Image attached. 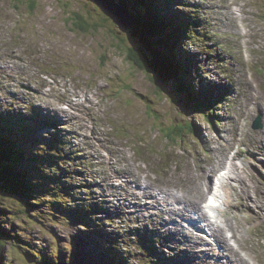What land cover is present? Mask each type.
<instances>
[{
	"label": "rangeland",
	"instance_id": "obj_1",
	"mask_svg": "<svg viewBox=\"0 0 264 264\" xmlns=\"http://www.w3.org/2000/svg\"><path fill=\"white\" fill-rule=\"evenodd\" d=\"M114 2L107 0L116 8ZM152 5L156 15L162 9L185 28L187 36L177 40L176 47L181 42V68L187 66L193 75L190 81L197 104L180 96L188 105L184 107L177 102L171 83L136 68L125 50L137 47L134 40L91 0H0V113L29 114L37 108L33 124L40 126L37 135L49 150L42 153L36 147L39 157L47 156L42 167L45 175H54L51 167L58 163L52 162L58 159L53 153L63 149L72 158L78 151L85 160L83 164L78 159L61 163L65 169L57 176L60 184L49 182L40 172L31 173L38 186L33 197L39 203L32 210L35 216L18 214L17 202L5 198L14 214L10 225L3 227L20 244L4 248L9 263L20 264L29 249L52 258L55 254L66 262L73 255L79 264H192L184 259L179 239L167 235L163 242L150 232L152 223L144 217L129 220L137 212L130 202L122 203L120 193L107 182L113 170L109 163L120 167L121 157L133 169L130 180L140 182V176L141 183L153 181L172 188V193L183 189L186 195L180 201L196 200L202 206L210 187L201 188L194 181L206 179L208 183L225 164L224 156L219 161L218 156L230 142L232 150L224 167L229 168L240 154L237 162L243 168L234 162L238 168L234 175L242 174L248 188L245 202L242 199L238 205L247 211L243 221L237 214V223L225 216L240 252L231 264H237L238 258L262 263L257 246L264 247V127L256 130L253 126L260 117L264 122L259 110L264 107V0H157ZM75 13L85 14L91 25L99 26L83 31ZM229 52L235 54V64ZM244 85L250 87L249 97L238 93ZM204 100L220 106L214 112L218 116L203 115ZM176 122L193 123L195 134L169 139L166 127ZM214 163L208 170L206 166ZM120 183L129 184L118 179L114 185ZM234 183L239 193L245 191ZM68 188L71 191L66 195ZM57 192L65 196L53 202ZM74 195H82L94 217L67 219L74 211L70 206ZM230 197L236 199L234 191ZM246 223L251 228L244 230ZM202 224L192 226L200 231ZM181 252L183 261L178 263L164 257Z\"/></svg>",
	"mask_w": 264,
	"mask_h": 264
},
{
	"label": "trees",
	"instance_id": "obj_2",
	"mask_svg": "<svg viewBox=\"0 0 264 264\" xmlns=\"http://www.w3.org/2000/svg\"><path fill=\"white\" fill-rule=\"evenodd\" d=\"M12 1L15 3L21 2V0ZM116 1L119 2V5L128 9L135 22V27L128 32L131 39L136 42L135 46L137 47H127L125 49L130 62L136 65L139 70L153 73L155 75L153 77L158 81H163L165 84L171 83L173 92L179 99L177 102L183 103L184 107H188V105L179 98L180 96H184L188 100L193 101V104H197L193 81H190L193 75L187 66L181 68L179 60V55H181L179 52L182 51L180 50L181 42L176 47V41L182 40L187 36L183 25L177 23V20L175 21L173 18L166 16L162 9L157 10L156 15L152 4L157 0ZM74 15L78 19V27L83 31H89L90 28L99 26L97 23L91 25L90 19L85 14L75 13ZM117 39L125 43V40L119 36ZM181 103L175 104L179 105ZM203 106L205 108L203 115L207 117L212 104L210 101L204 100ZM36 110L37 108L34 109V112ZM34 112L31 111V113L25 114L9 110V112L0 113V264L15 263H9L3 256V250L7 245L20 246L19 241L12 237L8 228L3 227V224L10 225L9 222H12L13 218L12 213L14 214L13 209L7 204L5 198L12 200L13 203L17 202L18 214H27L29 217L30 214H33L35 216L32 210L39 203L33 197L36 195L38 186L31 177V173L35 175V173L40 172L49 182L60 184L57 176H59V171L65 169V167L61 168V163L65 164L67 161L78 159L76 157L72 158V156L69 157L65 149L60 154L53 153L57 155L58 159L52 162V165L58 163L57 166L51 167L55 169L54 175L44 174L42 167L44 162L48 161L47 156L43 154L39 157L40 152L36 151V147L39 150L42 149V153L49 152V150L46 151L48 148L42 144L41 136L37 135L38 127L40 126L33 124L32 117ZM195 132L193 123L176 122V125L166 127V136H170L168 138L171 140H174L173 136H183L184 133L194 135ZM63 153L65 157L61 156ZM5 161L8 164H5ZM78 162L83 164L85 160L80 161L78 159ZM88 165L89 163L86 164V166ZM81 187H87V185L83 184ZM45 191L44 188V193H46ZM70 191L71 188H68L65 194L69 195ZM65 194L57 192L56 198L53 196L52 201L55 202L56 199L64 197ZM81 197L74 195V200L71 198L72 203L70 206L74 211L67 219L73 218V220H77L79 218L86 221V219L94 217L93 213L87 209V204L83 203L84 200ZM91 204L95 209L97 208V204L92 202V200ZM68 208L70 207L68 206ZM67 258L68 262L55 254L54 258H52L51 255L48 256V254L43 252L39 253L35 250L27 249L23 252L22 258H20V264H79L75 256L68 255Z\"/></svg>",
	"mask_w": 264,
	"mask_h": 264
},
{
	"label": "bare ground",
	"instance_id": "obj_3",
	"mask_svg": "<svg viewBox=\"0 0 264 264\" xmlns=\"http://www.w3.org/2000/svg\"><path fill=\"white\" fill-rule=\"evenodd\" d=\"M55 119H57V118H55ZM121 161H123L124 164L121 162L122 163L121 166H122L123 169L120 170L119 174L121 176H123V177H126V176H129L130 177L132 175V171L131 170H133V169H131V165L128 162H126L125 160H122L121 159ZM234 162L231 165V168H232L231 169V172H232V174H234V169L235 168H236V170H238V168L236 167V164ZM138 179L141 182L142 178L140 176L138 177ZM194 183H196L201 188H207L208 187V183H207L206 179L203 182H199L197 179H195ZM137 187H140L141 188V186L139 184L137 185ZM140 188L138 190H140ZM141 190H142V192H141L142 198L143 197H146V198L152 197V198H154V200H155V202L157 204H161V201H163L164 202V206H160L161 208H159V211H162L163 215H168L170 217V219H174L175 216L184 217V218H186L185 221H189V222L191 221L190 223H192L193 226H197V224L199 222H202V221L204 222V219L205 220L208 219L207 218V215H205V213L201 211V206L196 203V200H194L193 202H190V201H188V202L180 201L181 204H182V207H177L176 204L169 203V201H167V199L170 198V197H172V194H170V193H172V190H170L169 188H166L165 189L164 187L163 188L160 187L159 190L157 191V193H153L154 190H149V189H145V188H141ZM216 195L219 197L220 192L217 191L216 192ZM131 196L135 197V196H137V193L132 192ZM160 197H162L164 199H160ZM219 200H222L223 201V198L222 197H219ZM241 203H242V201L240 202V204ZM202 206H203V209L206 210V206L203 203H202ZM227 226H228V222H227V219L225 217V227L221 231V239L220 240H218L217 238H215L216 231H215V226H213V225H212V227H214L213 228L214 231H211V234H210L215 239L214 245H217V246L219 245L220 248H221V250H222V252H223V250L232 249L231 245L229 244V240H228V238L226 236ZM178 228L179 229H184L185 228V225H183V223H181L178 226ZM201 230L202 231L204 230V232H205V224H202L200 226V231ZM193 239H194V241H195L196 244H199V242H197L195 240L194 236H193ZM241 251H244V250H241ZM239 253L240 252H239V249H238V251L235 252V255H238ZM236 261H237V264H239V263H241V264H249V260L242 259V258H238V259H236Z\"/></svg>",
	"mask_w": 264,
	"mask_h": 264
},
{
	"label": "water",
	"instance_id": "obj_4",
	"mask_svg": "<svg viewBox=\"0 0 264 264\" xmlns=\"http://www.w3.org/2000/svg\"><path fill=\"white\" fill-rule=\"evenodd\" d=\"M92 2H94L95 4H97L104 12V14L115 24L118 26H121L124 30L128 31H132V29L135 27V22L134 19L131 17L128 9L126 7H123L121 5H118V3L116 4L114 2V0H111L114 2V4L116 5V8H114L110 3H107L105 1H101V0H91ZM118 16H115V15ZM129 16L131 18V23L127 21L126 16ZM129 33V32H128ZM128 36V35H127ZM129 37V36H128ZM135 42V41H134ZM122 43V42H121ZM136 43V42H135ZM132 48V47H131ZM126 55H127V51H126ZM128 57V55H127ZM129 60V58H128ZM130 61V60H129ZM136 68L137 66L134 65ZM259 127V124L256 125V128Z\"/></svg>",
	"mask_w": 264,
	"mask_h": 264
}]
</instances>
